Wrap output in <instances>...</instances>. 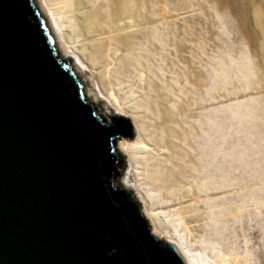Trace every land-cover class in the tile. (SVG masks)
Masks as SVG:
<instances>
[{
  "label": "water",
  "instance_id": "water-1",
  "mask_svg": "<svg viewBox=\"0 0 264 264\" xmlns=\"http://www.w3.org/2000/svg\"><path fill=\"white\" fill-rule=\"evenodd\" d=\"M35 0H0V264H187L122 188L129 118L85 95Z\"/></svg>",
  "mask_w": 264,
  "mask_h": 264
},
{
  "label": "rangeland",
  "instance_id": "rangeland-1",
  "mask_svg": "<svg viewBox=\"0 0 264 264\" xmlns=\"http://www.w3.org/2000/svg\"><path fill=\"white\" fill-rule=\"evenodd\" d=\"M156 4L158 34L154 39L149 33L131 39L138 61L133 69L126 62L115 61L104 77L96 79L104 93L111 85L115 88L129 80L123 89L126 94H120L122 100L129 101V95L143 99V105H150L146 117L155 119L169 117L163 104L172 103L175 112L171 117L182 124L170 165L155 159L149 169L157 164L158 173L141 167L136 180L141 187L135 192L152 209L163 212L160 228L184 238L194 252L206 249L205 241L210 240L242 255V264H264V126L256 155L240 163L225 157L219 167L212 163L211 154L201 155L198 137L206 118L223 122V133H230L234 127L227 119V108L221 107L264 92V0H156ZM239 53L248 54L253 63L256 86L249 89L236 83L219 84L215 78L219 61ZM79 75L91 94L87 98L110 120L114 110L97 91L94 78L88 71ZM260 103L264 109V100ZM259 114L264 120V112ZM207 130L211 147L218 145L213 129L208 126ZM235 135L230 133L221 143L225 154ZM153 155L161 157L157 152ZM122 156L121 187L129 166L128 157ZM215 181L224 184H213Z\"/></svg>",
  "mask_w": 264,
  "mask_h": 264
},
{
  "label": "bare ground",
  "instance_id": "bare-ground-1",
  "mask_svg": "<svg viewBox=\"0 0 264 264\" xmlns=\"http://www.w3.org/2000/svg\"><path fill=\"white\" fill-rule=\"evenodd\" d=\"M35 1L55 38L56 48L60 55L71 59L72 68L79 77L80 72L88 71L94 78V85L98 87L97 91L102 95L103 100L113 108V113L129 118L132 123L133 137H123L118 142V149L121 154L128 157L129 165L124 172L121 184L122 188L131 190L137 202L142 205V213L149 223L150 233L177 247L187 264H242L240 261L242 255L223 249L219 242L207 240L205 241L207 242L206 249L200 248L194 252L190 243L184 238L179 235L177 237L168 235L169 232L160 228V214L163 212L152 209V205L146 198H139V194L135 192L141 187V183L136 181L142 173L141 167L148 173L151 171L158 173L157 164L151 170L149 169L153 166L152 162L158 159L165 166H169L179 146L178 132L179 128L183 129V127L178 120L171 117L175 112L174 104H163L164 113L169 117L148 118L146 114L149 111V103L143 105V99L134 98L131 95L128 96L129 101L120 98V94H126L123 89L129 86L126 85L129 80L118 83L115 88L111 85L107 93L102 91L100 84L96 81L110 71L115 61L126 62L127 67L131 69L136 65L138 61L131 39L134 35L141 33H149L152 39L156 38L159 27L156 0ZM68 53L73 56H69ZM214 74L219 84L236 83L245 89L255 85L253 82L254 67L248 54L239 53L236 58L229 56L227 61H219ZM84 92L85 95L91 96L86 87ZM260 100H264V92L244 99H236L221 107L227 108V119L231 122L230 126L234 127L230 133L241 135L240 139L235 135V139L230 144L229 153L225 154L221 149V143L226 142L230 135V133H223V122L204 119L198 136L201 155L211 154L212 163L215 162L217 167L221 165L225 157L240 163L256 155L257 145L262 136L260 128L264 126L263 117L259 114L261 111L264 112L260 106ZM154 121H156L155 125ZM208 126L213 129L218 145L215 143L211 147L209 144ZM153 152L159 153L161 157L153 155ZM133 177H135V182ZM221 183L215 181L213 184L220 185ZM204 185L205 183L202 186ZM146 195L151 199V195L148 193ZM252 201L257 203V200ZM208 250L210 254L207 253ZM245 255L247 257V252Z\"/></svg>",
  "mask_w": 264,
  "mask_h": 264
}]
</instances>
